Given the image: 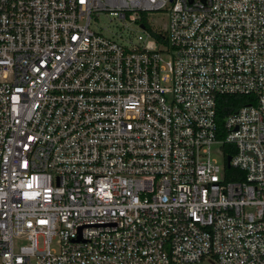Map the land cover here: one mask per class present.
Listing matches in <instances>:
<instances>
[{
  "label": "built area",
  "instance_id": "obj_1",
  "mask_svg": "<svg viewBox=\"0 0 264 264\" xmlns=\"http://www.w3.org/2000/svg\"><path fill=\"white\" fill-rule=\"evenodd\" d=\"M202 263L264 264V0H0V264Z\"/></svg>",
  "mask_w": 264,
  "mask_h": 264
},
{
  "label": "rangeland",
  "instance_id": "obj_2",
  "mask_svg": "<svg viewBox=\"0 0 264 264\" xmlns=\"http://www.w3.org/2000/svg\"><path fill=\"white\" fill-rule=\"evenodd\" d=\"M149 16V22L151 24V26L157 27V28H161V29H167V25H168V15L167 13L161 11V10H152L148 13ZM130 21V20H129ZM104 24H110L112 28H121L124 27L122 25H124V20L121 18H110L109 14L107 13H102L99 17L97 21L93 22V25L95 27H99V25H104ZM131 27L137 28V30H140V27H138V25L135 23V21H130L129 22ZM131 27L127 28L129 29V31L131 32L132 35H135V30L132 29ZM217 144L214 145V150L217 156H219L220 160H222V156L220 155V153L216 150L217 148ZM202 264H209V263H202Z\"/></svg>",
  "mask_w": 264,
  "mask_h": 264
},
{
  "label": "trees",
  "instance_id": "obj_3",
  "mask_svg": "<svg viewBox=\"0 0 264 264\" xmlns=\"http://www.w3.org/2000/svg\"><path fill=\"white\" fill-rule=\"evenodd\" d=\"M249 102L248 96L245 94H221L218 98V117L222 124L227 113Z\"/></svg>",
  "mask_w": 264,
  "mask_h": 264
},
{
  "label": "water",
  "instance_id": "obj_4",
  "mask_svg": "<svg viewBox=\"0 0 264 264\" xmlns=\"http://www.w3.org/2000/svg\"><path fill=\"white\" fill-rule=\"evenodd\" d=\"M230 159H231V155H228V159H227L228 164H230Z\"/></svg>",
  "mask_w": 264,
  "mask_h": 264
}]
</instances>
